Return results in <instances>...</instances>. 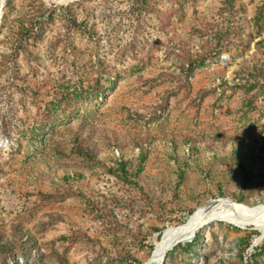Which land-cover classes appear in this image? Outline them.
<instances>
[{
  "label": "rangeland",
  "instance_id": "374dc122",
  "mask_svg": "<svg viewBox=\"0 0 264 264\" xmlns=\"http://www.w3.org/2000/svg\"><path fill=\"white\" fill-rule=\"evenodd\" d=\"M261 1L234 0L233 19L225 0H153L147 13L138 0H3L0 245L24 264H145L212 202L264 206V86L240 88L264 67ZM32 16L43 30L20 43ZM186 53L208 58L190 76ZM121 157L126 180L108 171ZM205 222L161 264H264L260 227Z\"/></svg>",
  "mask_w": 264,
  "mask_h": 264
},
{
  "label": "trees",
  "instance_id": "16d2710c",
  "mask_svg": "<svg viewBox=\"0 0 264 264\" xmlns=\"http://www.w3.org/2000/svg\"><path fill=\"white\" fill-rule=\"evenodd\" d=\"M10 1L11 0H6V2H4L5 7L4 8H8L10 6ZM140 1V7L141 10L145 13L146 10H148L147 8H149V5L151 3H153V0H138ZM225 5H226V12L227 15L232 17L233 19L236 18V13L234 12V0H225ZM177 5V3L174 1L171 3V7H174ZM43 6V4H42ZM179 10L177 8L173 9L172 12L170 13V17H174V16H178L177 14ZM147 13V12H146ZM49 18H51V12L48 14ZM4 19V16H3ZM44 18H37L35 16H32L30 18H28V20L26 21V27L24 29V31L20 34V43H23L22 41V36L23 34L28 33V37H33V36H38L39 32H41L43 30L44 27ZM238 20H240L238 18ZM236 20V22L238 21ZM69 27L73 30L79 29L80 24H77V22L74 19L69 20ZM236 31L234 32V36H237V38H241V32H242V28L240 25H236ZM252 28L255 29V33L257 37H261V35L264 32V0H262L260 2V4L256 7V11L254 14V17L252 18ZM252 34V32H251ZM25 37H27L26 35H24ZM207 55L205 54H198V55H191L189 53H186V56L184 58V60L182 61L181 64V70L185 71L187 73L188 76H190L193 71L195 69H197L200 66H203L207 60ZM250 79V80H249ZM261 85L260 87L264 86V67H257L253 66L251 68L250 71H248L247 73V78L245 80V84L240 85V88H244L245 92L248 93L249 91H251L252 89H254L256 86ZM105 89V88H104ZM68 96H64L59 98L58 103H65L67 102ZM65 106H70L69 104H65ZM53 108H56V106L53 104L51 105V108L48 107L47 111L44 113H42V118H40V120L35 124L36 125V139L38 138L40 133H43L45 131V127L49 124L50 120H51V115H50V111H53ZM51 123V122H50ZM242 148V147H241ZM73 153H75L76 155H78L79 157L91 161V162H96L97 161V156H95L94 152L92 150H90L89 148H83L82 146H75L72 149ZM237 151H239L238 148L234 149L235 155H237ZM144 161H146V154L143 152L139 153V163L143 164ZM116 163V168L110 167L108 169L109 172H111L114 175L120 176L123 179H128V176L131 177V173H129V169L128 166L130 164V162H128V160H125L123 157L117 159L115 161ZM140 164V165H141ZM141 170V166L139 168H137L135 173H139V171ZM237 204H242L243 201L242 200H238L235 201ZM251 238H249L248 240H246L245 242V247L242 250L243 254L247 249L250 248L251 246ZM191 244H188L187 246H189ZM179 246V245H178ZM16 252L9 247V245L7 244H1L0 245V264H24L23 261L21 259H17L16 257ZM168 254V253H167ZM166 254V256H167ZM252 264V263H251Z\"/></svg>",
  "mask_w": 264,
  "mask_h": 264
},
{
  "label": "bare ground",
  "instance_id": "6f19581e",
  "mask_svg": "<svg viewBox=\"0 0 264 264\" xmlns=\"http://www.w3.org/2000/svg\"><path fill=\"white\" fill-rule=\"evenodd\" d=\"M2 2L3 0H0V9ZM214 219L230 221L240 227L255 225L260 227L261 232L264 233V206L247 210L241 207H232L224 202H212L195 212L184 226L166 230L145 264H161L171 248L190 240L200 225Z\"/></svg>",
  "mask_w": 264,
  "mask_h": 264
},
{
  "label": "water",
  "instance_id": "95a60500",
  "mask_svg": "<svg viewBox=\"0 0 264 264\" xmlns=\"http://www.w3.org/2000/svg\"><path fill=\"white\" fill-rule=\"evenodd\" d=\"M1 17H2V12H0V20H1Z\"/></svg>",
  "mask_w": 264,
  "mask_h": 264
}]
</instances>
